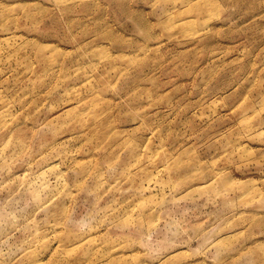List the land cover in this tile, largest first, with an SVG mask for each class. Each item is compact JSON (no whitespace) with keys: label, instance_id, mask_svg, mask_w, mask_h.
I'll use <instances>...</instances> for the list:
<instances>
[{"label":"rangeland","instance_id":"1","mask_svg":"<svg viewBox=\"0 0 264 264\" xmlns=\"http://www.w3.org/2000/svg\"><path fill=\"white\" fill-rule=\"evenodd\" d=\"M0 264H264V0H0Z\"/></svg>","mask_w":264,"mask_h":264}]
</instances>
